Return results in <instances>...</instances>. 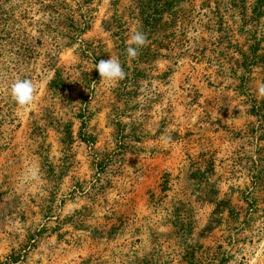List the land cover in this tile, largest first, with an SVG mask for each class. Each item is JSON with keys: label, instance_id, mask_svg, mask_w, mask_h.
I'll use <instances>...</instances> for the list:
<instances>
[{"label": "rangeland", "instance_id": "1", "mask_svg": "<svg viewBox=\"0 0 264 264\" xmlns=\"http://www.w3.org/2000/svg\"><path fill=\"white\" fill-rule=\"evenodd\" d=\"M226 1L179 0L129 60L134 0H0V264H264V63Z\"/></svg>", "mask_w": 264, "mask_h": 264}, {"label": "trees", "instance_id": "2", "mask_svg": "<svg viewBox=\"0 0 264 264\" xmlns=\"http://www.w3.org/2000/svg\"><path fill=\"white\" fill-rule=\"evenodd\" d=\"M178 1L179 0H134L135 3L133 5L137 10L136 14L142 25V32L148 34L157 27H169V22L162 21V15L164 13L167 14L168 21L169 19H174L175 22L179 18V10L175 12L173 9L177 7L176 3ZM185 1L188 2L189 0ZM263 8L264 0H227L226 3L221 4V7L220 5H216L212 13L214 17L212 22L214 26H217V30H219L218 28L221 30L226 29L223 26L225 24L223 22V17L227 15V12H231L228 17L235 16L237 18V25H235L237 33L245 35L247 37L246 41L249 43L246 46L247 52L239 53L241 58L240 67L246 70V72L247 69L259 63H264V22L258 25V19L263 15ZM65 21L68 22V25L76 26V28H69L78 34L88 28L86 19L76 24L70 16L66 18ZM2 31L3 30L0 29V35ZM252 107L257 114L263 109L261 104L255 105L252 103Z\"/></svg>", "mask_w": 264, "mask_h": 264}, {"label": "clouds", "instance_id": "3", "mask_svg": "<svg viewBox=\"0 0 264 264\" xmlns=\"http://www.w3.org/2000/svg\"><path fill=\"white\" fill-rule=\"evenodd\" d=\"M148 44L147 36L140 30H135L128 40V47L126 48V55L129 60L138 58L139 50ZM94 68L97 70L100 79L104 81L118 82L126 77V72L118 58L100 59L95 63ZM36 92V87L30 79L17 78L10 85V98L19 107L24 108L29 106L33 100ZM256 94L259 98L264 99V82H261ZM164 143L171 142V136H163L161 138ZM35 178V173L32 174Z\"/></svg>", "mask_w": 264, "mask_h": 264}]
</instances>
